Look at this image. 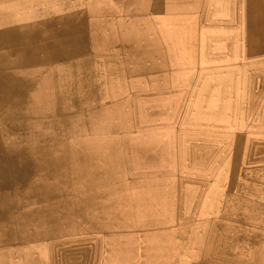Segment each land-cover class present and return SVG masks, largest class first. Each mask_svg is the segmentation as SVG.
Instances as JSON below:
<instances>
[{
  "label": "rangeland",
  "instance_id": "obj_1",
  "mask_svg": "<svg viewBox=\"0 0 264 264\" xmlns=\"http://www.w3.org/2000/svg\"><path fill=\"white\" fill-rule=\"evenodd\" d=\"M32 1L0 0V22H24L40 7H30L38 5ZM115 78L104 86L102 77L92 76L94 104L87 99L83 107L93 115L61 124L60 132H69L55 135L60 145L48 151L53 168L44 165L41 181L32 175L15 192L20 202L0 228V264H264V182L243 181L249 170H238L234 195L224 197L220 187L229 176L218 169L212 150L232 139L200 123L193 101L181 110L147 108L140 100L147 92L139 91L146 85L126 84L136 94L124 100L130 90ZM86 119L91 131L76 123ZM57 159L62 163L56 165Z\"/></svg>",
  "mask_w": 264,
  "mask_h": 264
},
{
  "label": "crops",
  "instance_id": "obj_2",
  "mask_svg": "<svg viewBox=\"0 0 264 264\" xmlns=\"http://www.w3.org/2000/svg\"><path fill=\"white\" fill-rule=\"evenodd\" d=\"M240 1L38 0L30 5L40 6L38 11L24 22H0V31L13 29L18 45L11 51L0 46V54L13 59L8 71L29 75H73L75 68L99 63L94 60L105 69L116 66L123 55L136 70L134 60H142L146 69L136 73L154 80L152 91L163 93L166 104L175 107L193 101L198 121L208 124L212 116L214 130L232 139L226 143L231 148L239 136L264 138V0ZM222 146L214 144V159L218 169L228 171ZM247 162L246 169H251L254 163ZM233 183L229 176L221 184L224 197L236 193Z\"/></svg>",
  "mask_w": 264,
  "mask_h": 264
},
{
  "label": "bare ground",
  "instance_id": "obj_3",
  "mask_svg": "<svg viewBox=\"0 0 264 264\" xmlns=\"http://www.w3.org/2000/svg\"><path fill=\"white\" fill-rule=\"evenodd\" d=\"M242 1V0H241ZM240 1V2H241ZM243 2V1H242ZM55 3V2H54ZM58 3V2H57ZM61 4V3H60ZM202 4H204L202 2ZM237 4V3H236ZM58 5V4H57ZM207 6V3L205 4ZM204 5V6H205ZM203 6V5H202ZM244 6H242L243 9ZM60 8V7H58ZM67 8V7H66ZM203 8V7H202ZM206 8V7H205ZM237 8V7H235ZM2 9V8H1ZM54 9V8H53ZM61 9V8H60ZM134 9V8H133ZM204 10V9H203ZM4 11V10H3ZM219 11V10H218ZM216 12V11H215ZM236 12V11H235ZM60 13V12H59ZM67 13V12H66ZM135 13V12H134ZM133 13V14H134ZM202 13V12H201ZM205 13V12H204ZM18 14V13H16ZM73 14V12H72ZM219 14V13H218ZM222 14V12H220ZM224 14V13H223ZM12 15V14H11ZM77 15V13L75 14ZM73 15V17H75ZM151 15V14H150ZM14 16V15H13ZM57 16V15H56ZM68 16V15H67ZM78 16V15H77ZM135 16V15H134ZM206 16V15H205ZM42 17V16H41ZM53 17V16H52ZM222 17V16H221ZM80 18V17H77ZM76 18V20H77ZM207 18V17H206ZM219 18V16H218ZM224 18V17H222ZM72 19V17H71ZM75 19V18H74ZM216 19V18H215ZM238 19V18H237ZM64 20V18H63ZM200 20V19H199ZM228 20V19H227ZM233 20V19H230ZM17 21V20H16ZM70 21V20H68ZM75 21V20H74ZM206 21V20H205ZM209 21V20H208ZM41 22V21H40ZM48 22V21H46ZM211 22V21H210ZM222 22V21H221ZM226 22V21H225ZM237 22V21H236ZM30 23V22H28ZM42 23V22H41ZM63 23V22H61ZM77 23V21H76ZM82 23V22H81ZM85 23V22H84ZM83 23V24H84ZM205 23V22H204ZM37 24V23H36ZM51 24V23H50ZM228 24V23H227ZM19 25V24H18ZM22 25V24H21ZM26 25V23L24 24ZM82 25V24H81ZM210 25V24H209ZM233 25V24H232ZM27 26V25H26ZM25 26V27H26ZM212 26V25H210ZM228 26V25H227ZM226 26V27H227ZM3 27V26H2ZM6 27V26H5ZM19 27V26H18ZM67 27V26H66ZM82 27V26H81ZM213 27V26H212ZM230 27V26H229ZM49 28V27H48ZM65 28V27H64ZM214 28V27H213ZM221 28V27H220ZM219 28V30H220ZM40 29V28H39ZM55 29V28H53ZM52 29V31H53ZM66 29V28H65ZM83 29V28H82ZM86 29V28H85ZM224 29V28H223ZM67 30V29H66ZM175 30V29H174ZM225 30V29H224ZM21 31V30H20ZM51 31V30H50ZM221 32V31H220ZM40 33V32H39ZM56 33V32H55ZM199 33V32H198ZM13 29L0 31V46L5 50L11 51L13 48L17 47V43L14 41ZM34 34V33H33ZM32 34V35H33ZM41 34V33H40ZM213 34V33H212ZM50 35V34H49ZM218 35V34H217ZM225 35V34H224ZM42 36V35H41ZM56 36V35H55ZM199 36V35H198ZM207 36V35H206ZM210 37V36H209ZM32 38V37H31ZM206 38V37H205ZM223 38V37H222ZM35 39V38H34ZM225 39V38H224ZM206 40V39H205ZM209 40V39H208ZM207 40V41H208ZM226 40V39H225ZM47 41V40H46ZM44 40V42H46ZM215 41V40H214ZM36 42V41H35ZM41 42V41H40ZM48 42V41H47ZM219 43V41H217ZM38 43V42H37ZM211 43V42H210ZM221 43V42H220ZM20 44V43H19ZM33 44V43H32ZM49 44V42H48ZM208 44V43H207ZM216 44V42H215ZM222 44V43H221ZM231 44V43H230ZM38 45V44H37ZM45 45V44H44ZM47 45V44H46ZM205 45V44H204ZM218 45V44H217ZM220 45V44H219ZM223 45V44H222ZM52 46V45H51ZM213 46V45H212ZM228 46V44H227ZM46 47V46H45ZM44 47V48H45ZM211 48V46H209ZM214 47V46H213ZM220 47V46H219ZM229 47V46H228ZM50 48V46H49ZM222 48V47H221ZM85 49V48H84ZM208 49V47H207ZM227 50V49H226ZM31 51V50H30ZM49 51V50H48ZM47 51V52H48ZM206 51V50H205ZM213 51H211L212 53ZM36 53V52H33ZM45 53V52H44ZM49 53V52H48ZM210 53V51H209ZM32 54V53H31ZM208 54V53H207ZM231 54V53H230ZM34 55V54H33ZM205 55V53H204ZM7 55L0 54V228L6 223H9L11 218L12 208L15 205V201L18 203L20 201L16 200L14 195L15 192H21V188L24 184H26L29 177L33 175V181L36 182L40 180V172L43 169V166L46 164L52 165L53 161L48 156L50 151L55 149L60 145V142H57L58 145H55L54 138L56 133H62V136H65L68 132H60V125L65 122H71L76 117L87 118V116H92L93 111H84L83 105H86L87 99L90 100L92 98L91 107H93V93L90 88V82L94 83L92 76L99 79L102 77L101 81L104 83L109 82L110 79H114L116 76V80H120L123 90H130L127 95H124L122 99L126 100L129 98H133L136 93H133L134 87H125L126 84H137L142 83L146 85L145 88H141L140 92H147L141 95V104L145 105L147 108H167V104L164 101V94L155 92L151 90L152 81L150 80L149 75H144L143 73H136L140 70L146 69L143 65L140 64L142 60H134L137 64L136 70H133L129 66V61L132 59H125L126 57L121 56L123 58L117 61L116 66H108L104 69L100 65V60L94 62H99L97 65H93L92 67L82 66L80 70L78 68L71 70V73L64 75L59 73H41L29 75L28 73H16L12 71H8L10 65L12 64L11 58L6 57ZM30 56V55H29ZM38 56V55H37ZM45 56V55H44ZM48 56V55H47ZM207 55H205L206 57ZM23 57V56H22ZM57 57V56H56ZM208 57V56H207ZM252 57V56H251ZM29 58V57H28ZM50 58V57H49ZM22 59V58H21ZM30 59V58H29ZM31 59H35V56H32ZM44 59V58H43ZM198 59V58H197ZM25 60V57L24 59ZM50 60V59H49ZM28 61V60H26ZM39 61V59H38ZM256 62V61H255ZM20 63V62H19ZM24 63V61H23ZM37 63V62H36ZM58 63V62H57ZM55 63V64H57ZM61 63V62H60ZM253 63V62H251ZM35 64V63H34ZM31 65V64H30ZM48 65V64H47ZM256 65V63H254ZM261 65V64H260ZM39 66V65H38ZM50 66V65H49ZM58 66V65H57ZM60 66V65H59ZM37 67V66H36ZM12 68V66H11ZM30 66L28 67V69ZM50 68V67H49ZM238 68V67H237ZM21 69V68H20ZM25 69V68H24ZM23 69V70H24ZM27 69V68H26ZM55 69V68H53ZM95 69V70H94ZM226 69V68H225ZM224 69V70H225ZM239 69V68H238ZM12 70V69H11ZM18 70V69H17ZM31 70V69H30ZM94 71L91 74V71ZM105 70V72H104ZM130 70V71H128ZM199 70V69H198ZM248 70V69H247ZM33 71V70H32ZM55 71V70H54ZM74 71V72H73ZM134 71V73H133ZM251 71V70H250ZM39 72V71H38ZM231 72V71H230ZM37 73V71H36ZM206 73V72H204ZM237 73V72H236ZM237 75V74H235ZM230 77V76H229ZM228 77V78H229ZM259 77V76H258ZM202 78V77H201ZM232 78V76H231ZM227 79V78H226ZM100 80V79H99ZM256 82V81H255ZM254 82V83H255ZM260 82V81H259ZM79 83L81 86L78 88L76 84ZM209 84V83H208ZM89 85V86H88ZM116 86V85H115ZM199 86V85H198ZM234 86V85H233ZM216 87V85H214ZM235 87V86H234ZM54 89V91H53ZM137 89V88H136ZM263 89V87H262ZM88 90V91H87ZM232 91H235L231 88ZM132 91V92H131ZM257 91V90H256ZM90 92V93H89ZM125 92V91H124ZM196 92V91H194ZM234 92H232L233 94ZM124 94V93H123ZM92 96V97H91ZM193 98V97H192ZM232 98V96H231ZM193 100V99H192ZM234 104V103H232ZM112 108L115 107V104L109 105ZM192 106V104H191ZM121 108H125L124 106H120ZM99 107L97 106V109ZM181 107L179 106V109ZM176 110L175 114H179V111ZM190 111V110H189ZM99 113H101L100 109H98ZM109 112H104V114ZM147 114H152L151 111H147ZM47 119H46V118ZM69 118V119H68ZM212 116H210L209 125L213 127ZM67 120V121H66ZM232 120V119H231ZM230 120V122H231ZM89 119L83 121H77L76 123L81 125L80 129L83 131H91V126ZM263 123V122H262ZM207 124V123H206ZM58 133V134H59ZM182 133V132H181ZM186 134V133H185ZM205 134V133H204ZM60 135V134H59ZM58 135V136H59ZM110 135V134H109ZM112 135V134H111ZM208 135V134H207ZM181 136V135H180ZM229 136V135H228ZM80 137V136H79ZM111 137V136H110ZM217 137V136H216ZM73 138V137H72ZM86 138V137H85ZM229 138V137H228ZM94 139V138H93ZM102 139V138H101ZM200 139V138H199ZM73 140V139H72ZM225 140V139H224ZM50 145L47 144V142ZM59 141V140H58ZM64 141V140H63ZM106 141V140H105ZM186 141V140H185ZM192 141V139H190ZM194 141V140H193ZM204 141V140H203ZM211 141V140H210ZM62 143V142H61ZM107 142H105L106 144ZM206 143V142H205ZM245 143L244 148H241V144ZM97 144V143H96ZM104 144V145H105ZM73 145V144H71ZM79 145V144H77ZM88 145V144H87ZM107 145V144H106ZM113 145V143H112ZM186 145V144H185ZM69 146V145H68ZM212 146V144H211ZM210 146V147H211ZM79 147V146H78ZM105 147V146H104ZM193 147V145H192ZM191 147V148H192ZM208 147V146H207ZM197 148V147H196ZM199 148V147H198ZM213 148V147H212ZM201 149V148H200ZM59 150V148H58ZM92 150V149H91ZM108 150V149H107ZM202 150V149H201ZM49 151V153H48ZM113 151V150H112ZM111 151V152H112ZM102 152V151H100ZM109 152V151H108ZM210 152V151H209ZM213 152V150H212ZM198 153V152H197ZM204 153V152H203ZM225 163H227V167L230 170L227 171L229 176L234 181L233 185L237 187V179H236V171L238 170H249L244 177L241 179L243 181L253 180V182H259L258 185H263L264 182V138L256 137L255 135H251L250 138L245 139L242 137H237L233 144L230 147L228 145L225 148ZM55 154V153H54ZM58 154V153H56ZM60 154V152H59ZM85 154V153H84ZM115 154V153H113ZM195 154V153H194ZM208 154V153H206ZM78 155V154H77ZM95 155V154H94ZM187 155H189L187 153ZM97 156V154H96ZM100 156V155H99ZM98 156V157H99ZM107 156V154H106ZM195 156V155H194ZM109 157V155H108ZM111 157V156H110ZM210 157V156H209ZM57 158V157H56ZM193 158V157H192ZM195 158V157H194ZM208 158V157H207ZM96 159V158H95ZM108 159V158H107ZM55 160V158H54ZM85 160V159H84ZM87 160V159H86ZM85 160V162H86ZM93 160V159H92ZM109 160V159H108ZM115 160V159H114ZM190 160V159H189ZM247 160H251L254 163V166L251 169H246L244 163H248ZM195 161V160H194ZM56 165L62 163L61 159L56 160ZM81 163V162H80ZM100 163V162H99ZM111 163V162H110ZM190 163V162H189ZM192 163V162H191ZM205 163V162H204ZM187 164V163H186ZM83 165V164H82ZM94 165V163H93ZM99 165V164H97ZM96 165V166H97ZM110 165V164H109ZM112 165V164H111ZM114 165V164H113ZM116 165V163H115ZM250 166V165H249ZM47 167V166H46ZM91 167V166H90ZM108 167V166H107ZM185 167V165H184ZM190 167V166H188ZM204 167V166H203ZM226 167V168H227ZM238 167V169H237ZM48 168V167H47ZM118 167L116 166V169ZM120 168V167H119ZM118 168V169H119ZM217 168V167H216ZM47 170V169H46ZM79 170V169H78ZM81 170V169H80ZM88 170V169H86ZM121 170V169H120ZM107 171V170H106ZM105 171V172H106ZM86 172V171H85ZM116 172V171H115ZM217 172V171H216ZM101 173V172H100ZM110 173V172H108ZM178 173V172H177ZM91 173H89L90 175ZM115 174V173H114ZM84 175V172H83ZM221 175V174H220ZM54 176V175H52ZM56 176V175H55ZM202 176V175H201ZM200 176V177H201ZM247 176L254 178H247ZM84 178V176H82ZM90 177V176H89ZM219 177V176H218ZM48 178V177H47ZM74 178V177H73ZM95 178V177H94ZM193 179V178H192ZM196 178H194L195 180ZM216 179V178H215ZM219 179V178H217ZM42 180V179H41ZM40 180V181H41ZM45 180V179H43ZM78 180V178H77ZM187 180V179H186ZM193 180V181H194ZM202 180V179H201ZM224 180V179H223ZM39 181V182H40ZM48 181V180H47ZM62 181V180H61ZM131 181V180H130ZM183 181V180H182ZM192 181V180H191ZM196 181V180H195ZM215 181V180H214ZM134 182V181H133ZM132 182V183H133ZM189 182V180L187 181ZM199 182V180L197 181ZM206 182V181H205ZM41 183V182H40ZM46 183V181H45ZM44 183V185H45ZM130 183V182H129ZM183 183V182H182ZM215 183V182H214ZM71 184V183H70ZM210 184V183H209ZM226 184V183H225ZM224 184V186H225ZM38 184L34 183L33 189H39L40 186H36ZM43 185V186H44ZM121 185V184H120ZM212 185V184H211ZM217 185V184H216ZM232 185V187H233ZM132 187V186H131ZM138 187V186H137ZM219 187V186H218ZM262 186H256V188ZM46 188V187H45ZM201 188V187H200ZM205 189V188H204ZM203 189V191H204ZM208 189V188H207ZM206 189V190H207ZM221 189V188H220ZM30 190V188H29ZM32 190V189H31ZM30 190V191H31ZM120 190V189H119ZM200 190V189H199ZM34 190H32L33 192ZM113 191V190H111ZM116 191V190H115ZM202 191V190H201ZM255 191V190H253ZM27 192V191H26ZM37 192V191H34ZM188 192V191H187ZM111 193V192H110ZM205 193V192H204ZM208 193V192H207ZM221 192H219L220 194ZM255 193V192H254ZM113 194V193H112ZM209 194V193H208ZM218 194V192H217ZM216 194V195H217ZM229 194V193H227ZM250 195L252 193H248ZM202 195V194H201ZM121 196V195H120ZM157 196V195H156ZM178 196V195H177ZM35 197V196H34ZM41 197V196H40ZM236 197V196H235ZM47 198V197H46ZM118 198V197H117ZM182 198V197H181ZM199 198V197H198ZM196 198V199H198ZM201 198V197H200ZM151 200V199H150ZM183 200V199H182ZM200 200V199H199ZM228 200V199H227ZM44 201V200H43ZM184 201V200H183ZM181 201V203L183 202ZM196 201V200H195ZM198 201V200H197ZM208 201V200H207ZM216 201V200H215ZM119 202V201H118ZM154 201H152L153 203ZM199 202V201H198ZM30 203V202H29ZM61 203V202H60ZM54 204V203H53ZM207 204V203H206ZM43 205V204H42ZM57 205V204H54ZM196 205V204H195ZM255 206V204H253ZM58 206V205H57ZM207 206V205H206ZM196 207V206H195ZM209 207V206H208ZM96 208V207H95ZM109 208V207H108ZM111 208V207H110ZM192 208V207H191ZM213 208V207H212ZM229 208V207H228ZM38 209V208H37ZM41 209V208H39ZM196 209V208H195ZM215 209V208H214ZM213 209V210H214ZM198 210V209H197ZM44 211V210H43ZM186 211V210H185ZM205 211V210H204ZM203 211V212H204ZM209 211V210H208ZM182 212V211H180ZM194 212V211H192ZM202 212V211H201ZM206 212V211H205ZM103 213V212H102ZM105 213V212H104ZM113 213V212H112ZM222 213V212H221ZM65 214V213H64ZM68 214V213H67ZM193 215V214H191ZM197 215V214H196ZM65 216V215H64ZM181 216V215H180ZM223 216V215H222ZM229 216V215H228ZM28 217V216H27ZM117 217V216H116ZM179 217V216H178ZM184 217V216H183ZM230 217V216H229ZM197 218V217H196ZM21 219V218H20ZM177 219V218H176ZM184 219V218H183ZM189 219V217H188ZM210 219V218H209ZM212 219V218H211ZM113 220V219H112ZM109 220V221H112ZM192 220V219H191ZM219 220V219H218ZM238 220V219H237ZM243 220V219H242ZM247 220V218H246ZM24 221V220H23ZM57 221V220H55ZM61 221V220H60ZM108 221V222H109ZM116 221V220H115ZM185 221V220H184ZM65 222V221H64ZM107 222V223H108ZM196 222V220H195ZM201 222V221H200ZM220 222V221H219ZM25 223V222H24ZM61 223V222H60ZM115 223V222H113ZM178 223V221L176 222ZM211 223V222H210ZM244 223H247L244 221ZM51 224V223H50ZM59 224V223H58ZM205 224V223H204ZM207 224V223H206ZM251 224V223H250ZM72 225V223H71ZM198 225V223H197ZM235 225V224H234ZM185 226V225H184ZM20 227V226H19ZM32 227V226H31ZM38 227V226H37ZM36 227V228H37ZM45 227V226H44ZM207 227V226H206ZM205 227V228H206ZM40 228V227H39ZM43 228V227H42ZM50 228V227H49ZM74 228V227H73ZM183 228V227H182ZM192 228V227H191ZM41 229V228H40ZM53 229V228H52ZM68 229V228H67ZM201 229V228H200ZM5 230V229H4ZM48 230V229H47ZM177 230V229H176ZM181 232V228L178 229ZM229 229H227L228 231ZM33 231V230H32ZM31 231V232H32ZM42 231V229H41ZM178 231V233H180ZM184 231V230H183ZM204 231V230H203ZM226 231V232H227ZM70 232V231H69ZM205 232V231H204ZM219 232V231H218ZM250 232V231H249ZM185 233V232H183ZM182 233V234H183ZM37 234V233H36ZM43 234V232H42ZM40 234V235H42ZM46 234V232H45ZM70 234V233H69ZM77 234V233H75ZM177 234V233H176ZM229 234V233H228ZM34 235V234H33ZM39 235V236H40ZM57 235V234H56ZM68 235V234H67ZM185 235V234H184ZM183 235V236H184ZM50 236V235H49ZM178 236V235H177ZM44 237V236H43ZM175 237V236H174ZM179 237V236H178ZM195 237V236H194ZM176 238V237H175ZM226 238V237H223ZM177 239V238H176ZM196 239V238H195ZM51 240V239H50ZM76 240V239H75ZM188 240V239H187ZM227 240V239H226ZM53 241V239L51 240ZM192 241V240H191ZM190 241V242H191ZM55 242V241H54ZM196 242V241H195ZM22 243V242H21ZM56 243V242H55ZM222 243V241H221ZM11 244V243H10ZM1 245V244H0ZM6 245V244H5ZM9 245V244H8ZM44 245V244H43ZM72 245V244H71ZM216 245V244H215ZM226 245V244H225ZM224 245V246H225ZM258 245V244H257ZM42 246V244H41ZM51 246V244H50ZM55 246V245H54ZM183 246V244H182ZM53 247V246H52ZM118 247V246H117ZM116 247V248H117ZM125 247V246H124ZM130 247V246H129ZM54 248V247H53ZM56 249V248H55ZM54 251L56 252V250ZM185 249V248H184ZM247 249V248H246ZM11 250V249H10ZM128 250V249H127ZM131 250V248H130ZM215 250V249H214ZM52 251V250H51ZM61 251V250H60ZM59 251V252H60ZM8 252V250H7ZM54 252V253H55ZM63 252V251H62ZM128 252V251H127ZM42 253V251H41ZM45 253V252H44ZM52 253V252H51ZM65 253V252H64ZM63 253V254H64ZM130 253V252H129ZM133 253V252H132ZM228 253V251H227ZM55 255V254H54ZM52 254V256H54ZM58 255V253H57ZM231 255V254H230ZM255 255V252H254ZM66 256V255H65ZM67 257V256H66ZM70 257V256H69ZM56 258V257H55ZM71 258V257H70ZM52 259V258H51ZM63 259V258H62ZM53 260V259H52ZM65 259H63L64 261ZM47 261V260H46ZM198 261V260H197ZM5 262V261H4ZM48 263V262H47ZM54 263V261H53ZM62 263V262H61ZM52 264V262H51Z\"/></svg>",
  "mask_w": 264,
  "mask_h": 264
}]
</instances>
